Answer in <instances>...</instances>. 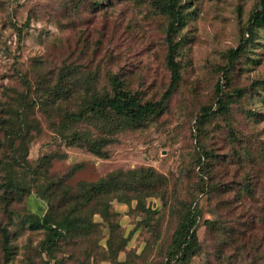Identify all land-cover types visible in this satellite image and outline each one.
<instances>
[{
	"label": "rangeland",
	"instance_id": "374dc122",
	"mask_svg": "<svg viewBox=\"0 0 264 264\" xmlns=\"http://www.w3.org/2000/svg\"><path fill=\"white\" fill-rule=\"evenodd\" d=\"M169 1L0 0V264H165L190 207L201 249L187 264H264V27H251L260 0H177V83ZM115 75L166 106L111 134L104 158L68 137L106 132L64 115L87 91H111ZM139 167L165 177L160 194L84 197L82 183ZM48 214L75 219L55 244L31 227Z\"/></svg>",
	"mask_w": 264,
	"mask_h": 264
},
{
	"label": "trees",
	"instance_id": "16d2710c",
	"mask_svg": "<svg viewBox=\"0 0 264 264\" xmlns=\"http://www.w3.org/2000/svg\"><path fill=\"white\" fill-rule=\"evenodd\" d=\"M168 5L173 15L168 62L173 72V80L177 83L180 79V70L175 61V53L179 48V43L174 42L172 33L176 32L183 24V22L180 23L182 12L177 0H170ZM251 27H264V0L259 1L258 7L252 14ZM239 50L241 49L235 50L234 53L239 54ZM64 80L61 79L56 89L58 94L62 93V95L65 94L64 97H68L71 91L69 87L65 88ZM111 85V91H87L79 108L75 111H68L64 115L66 123H95L102 131L106 132L107 135L91 138L84 132L74 131L68 137L69 144H85L93 154L104 158L109 156L104 147L109 144L111 134L129 128H138L146 121L161 114L165 109V98H167L156 102H142L138 95L127 90L126 85L116 75L112 77ZM218 104L220 108L226 109L224 99L219 98ZM204 109V115L207 116L211 109L207 107ZM165 184V177L153 168L139 167L127 171L117 170L97 182L82 183L81 190L89 202L102 194L121 190L139 192L146 197L158 195L164 190ZM199 217L200 213L196 207H190L186 211L173 234L165 264H187L200 251ZM74 220V218H67L66 222H59L48 214L43 219L33 221L31 227L34 229L45 228L47 230L45 241L49 244H55L69 232L70 224H74ZM205 224L212 226L213 222L206 220ZM3 236L5 238V251L9 254L11 252L9 232L5 229Z\"/></svg>",
	"mask_w": 264,
	"mask_h": 264
}]
</instances>
